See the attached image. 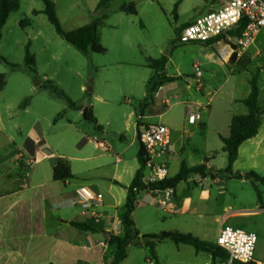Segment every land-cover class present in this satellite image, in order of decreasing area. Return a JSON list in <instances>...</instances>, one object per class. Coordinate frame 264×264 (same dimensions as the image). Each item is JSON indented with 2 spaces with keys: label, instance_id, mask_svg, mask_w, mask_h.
<instances>
[{
  "label": "rangeland",
  "instance_id": "rangeland-1",
  "mask_svg": "<svg viewBox=\"0 0 264 264\" xmlns=\"http://www.w3.org/2000/svg\"><path fill=\"white\" fill-rule=\"evenodd\" d=\"M52 1L66 31L107 16L100 28L101 44L106 51L81 52L57 34L42 12L45 7L42 0H22L20 9L7 21L0 45V56L5 59L0 62V75L6 76V86L0 91V173L11 171L24 184L21 179L27 173L34 171L35 179L40 170L41 182L45 183L52 179L54 157L59 156L67 158L76 172L77 180L72 184L84 182L88 176L85 172L100 164L99 155H106L96 147L102 139L113 151H125L123 156L136 163L140 143L132 145L135 120L129 116L135 107L145 115H154L152 122L156 123L159 114L165 113L162 121L172 127L171 122L179 123L186 118V104L174 103L178 100L191 103L197 98L204 103L210 101V106L201 112L206 125L179 131L183 158L189 165H201L205 157H211V167L226 168L227 157L219 133L229 136L227 125L231 116L248 114L242 101L234 104L232 94L237 98L248 97L250 80L257 73L259 107H264V26L240 57L235 52L225 58L222 48L229 45L236 49L234 38L222 45L180 41V32L185 28L181 23L196 15L191 2L178 9V0H112L97 12L100 0ZM133 7L136 14L131 12ZM34 10L41 12L35 15ZM208 13L205 11L203 15ZM28 43L36 61V74L26 64ZM162 56L169 59L166 74L181 77L176 83H164L161 96L169 98L167 106L157 101L154 94L152 99L142 97L147 93V80L154 73L142 64ZM196 64L198 68L194 67ZM198 79L206 87L205 96L197 91ZM175 88L179 89L180 97ZM67 98L76 107H71ZM129 98L131 102H127ZM84 111L93 112L104 133L85 120ZM122 132L127 139H120ZM38 136L44 138L43 144L37 145ZM254 138V150L245 144L233 169L264 176V120ZM86 157L91 159L85 160ZM170 168V173L177 170L175 161ZM190 178L178 188L177 205L181 211L177 213L163 211L154 196H138L133 220L140 235L127 247L122 264H212L207 253H197L192 245L178 244L171 238L157 240L152 253L141 237L164 232L191 233L214 243L220 227L218 217L228 225L254 232L258 237L256 260L264 261V186L259 185L261 203L248 179L200 175ZM32 182L21 196L27 201L36 197ZM51 194L62 196L66 204L56 209L37 208L35 215L44 221L45 238L29 220L18 217L17 208L5 212L9 200H0V264H58L53 238L80 241L81 232L62 223L81 211L74 203L73 187H54ZM235 212L244 213L228 215ZM115 249L116 245L110 246L104 253V264H112Z\"/></svg>",
  "mask_w": 264,
  "mask_h": 264
},
{
  "label": "crops",
  "instance_id": "crops-1",
  "mask_svg": "<svg viewBox=\"0 0 264 264\" xmlns=\"http://www.w3.org/2000/svg\"><path fill=\"white\" fill-rule=\"evenodd\" d=\"M186 2L192 3V8L195 11L196 15L189 18L188 20H185L183 23H181V25H188L189 23L197 19L199 17V16L197 17V14L201 16L204 14L205 11H207L208 13V12H211V11H214L220 8L224 4L225 0H178V9L182 5H184ZM34 11H37L38 13L41 12L38 10H34ZM178 18L179 16H177V20ZM224 41L225 39H221L216 43L222 45L224 44L223 43ZM142 65L145 68L151 69L149 67V62H144V64ZM194 67L198 68V64L194 65ZM154 73L152 74L151 77H153ZM164 75L166 77H172V76L167 75L166 71H164ZM200 75L201 73H199V77ZM149 80H147V84ZM173 82L176 83L177 81H173ZM197 83H198L197 91L202 96H205L206 87L201 83L200 79L197 80ZM220 87H222V85ZM164 88H165L164 84L161 86H158L156 91L154 92V95L157 101H159L162 105L167 106L170 101L169 98H167L166 96H161V92L164 90ZM232 89H234V87H232ZM178 91H179L178 88L174 89V92L177 93V95L179 96L180 93ZM232 95H233V101L235 105L242 103L241 101L247 98V97L237 98L236 95L234 94ZM142 97H147V93L143 94ZM127 102H131V99L129 98ZM182 102L186 104V107H185L186 118H184V120L180 121L179 123L171 122V125L173 128L170 127L168 124H165L162 121L165 113H160L158 116L159 117L158 122H161L167 125L168 127L171 128V131H172L171 148H170L169 153L163 157H159L155 159V161L158 163L167 164L168 171H169V175L167 178L174 177L175 175H177L180 171L182 163H186L188 167L196 166V165L187 164L186 160L183 158L182 152L184 148L182 145V140L179 138V134H180L179 131L181 129L186 130L185 129L186 127H190L194 125L205 126L206 120L204 119L201 112L203 110H206L207 106H210V101H208L207 103H204V101H202L199 98L195 99L191 103H186V101L178 100L174 104L182 103ZM195 112H199L201 114V120L198 123L189 124L187 117L189 114H192ZM129 116H131L135 120L134 123L132 124L133 133L131 135L132 145H134L138 141L137 134L139 131L138 130L139 124L141 125V124H149V123H156V122H152L154 119V115L152 114L145 115L141 109H139L138 111L136 107H135V110L129 114ZM234 116L235 115L231 116L229 124L227 125L228 126L227 129L229 130V133H230L231 120ZM96 119L99 125V127H96V129L104 133L105 130L103 129L102 124L100 123V120L97 117ZM222 136L227 137V134L219 133L220 140ZM120 139L121 140L127 139V137L124 135L123 132L120 134ZM254 139L255 138L246 141L240 147L239 157L242 154V151L244 150L245 144H249L248 148L251 151L254 150V146H253ZM44 142H45L44 138L42 136H38L37 145L43 144ZM96 147L104 150L106 152V155H103V154L99 155L98 157L100 161V164L98 165L99 167L96 166L94 168H90L85 172V173H88V176L86 177L84 182H78V183L72 184L73 180H77L76 172L73 170L72 164L67 158L59 157V156L54 157V162L56 158L67 159L71 165L72 172L75 175V178H73L67 184H64L60 181L53 180L54 163L52 164V179H51L52 181L48 179L47 182L45 183L41 182L42 174L40 170H38L35 173V179L33 178L34 171L32 173H27L26 176L23 179H21L22 182H25L24 184L20 183V176L13 175V172L11 171L0 173V200L10 201V202L8 201V203L6 204L4 211L5 212L14 211L17 208L16 214H18V217L22 218L23 220H27V221L29 220L30 223L34 224L43 234L44 238L46 237L44 221L39 220L40 218L39 217L37 218V216L35 215L38 213L37 208L41 207L42 209H44L45 207L46 208L48 207L50 209H56L57 207H60V206L64 207V205L66 204V199H62V196H55L54 194H51L52 188L56 187V188L61 189L62 186H64L65 188L73 187L75 204H76V189L80 186H87L94 192L101 193L103 195V206L96 208V210L98 213L101 214V217L99 218L98 221H100L103 224V229L105 233L104 232L103 233L85 232V231H82V230H79L73 227L70 224L72 221L85 222L93 218L90 213H86L82 210L78 214H75L72 218H69L66 221H63L62 223L65 224L66 226L75 228V230L80 231L81 235L78 236L80 237L78 238L80 239V241H75V240H71L68 238H53L52 241L54 242V248L56 249V254L58 256V261H59L57 262L58 264H104V253L111 246L109 245L107 241V239L109 238L108 234L110 233V234H113L119 237H124L126 234V229L121 223L120 216L124 211V207H125V203H126L127 195H128V187L132 183L136 172L140 168V163H139V158H138V154L140 150L138 151V154H137L136 163H131L130 160L126 159L123 156L125 151H122V152L113 151L111 147L109 146V144L106 143L105 139L98 140L96 143ZM141 147L142 145L140 144V148ZM110 151H112V153H108ZM36 152L38 153L37 147H36ZM43 157H46V156H43ZM206 158H210L211 160V157H205V159ZM84 159L90 160L91 157H86ZM93 159L95 158L93 157ZM21 160H19L18 163L20 162V164L22 165ZM210 160L209 162H207L208 167H211L209 165ZM174 161H175V166L177 167V170L170 173L171 171L170 166H171V163H173ZM104 167L108 169L103 171L101 168H104ZM149 173L150 171L148 169H145L144 175H149ZM26 178H29V179H26ZM30 180L34 181L32 183H33V188L35 190L36 197L32 201L30 200L27 201L26 199L21 198V196H22V193L26 189L30 188V185H31ZM190 180L191 178H189L187 181H184V182L188 183ZM7 183H10L11 186L6 187L5 185ZM180 184L174 190L175 191L174 192V202L177 208L179 209V211H181V208L178 207L177 205V204H180V200L177 196V192H178V188ZM141 194H147V195L153 196V194H151L150 192H144ZM133 213H132V219H133ZM241 213H244V212H235V213H230L228 215H237ZM223 221L225 223L224 219ZM98 236H102V239H99ZM215 243L216 242H214V244ZM197 253H207V252H197ZM207 254L210 256V260L212 262L211 254L209 253ZM123 261L120 264H122ZM50 264H55V263L51 262Z\"/></svg>",
  "mask_w": 264,
  "mask_h": 264
},
{
  "label": "trees",
  "instance_id": "trees-1",
  "mask_svg": "<svg viewBox=\"0 0 264 264\" xmlns=\"http://www.w3.org/2000/svg\"><path fill=\"white\" fill-rule=\"evenodd\" d=\"M42 1L45 6L42 12L48 17V20L54 26L57 34L60 35L64 40L75 46L78 50L83 53H104L106 51L101 44L100 28L102 27L104 21L107 19V16L95 20L76 30L66 31L63 28L57 15L55 3L52 0ZM111 1L112 0H100L97 5L96 11L98 12L102 8L107 7ZM21 3L22 0H0V45L3 39V30L7 24V21L12 13L20 9ZM131 12L134 14L137 13L134 7L132 8ZM37 13V11H33V14L36 15ZM244 29L245 24L241 23L238 27L232 29L227 34L230 36V38L237 39L241 36ZM221 39L227 40L228 38L226 34H222L219 37L212 39L211 41L202 43L210 45L211 43L218 42ZM25 60L31 72L36 74V61L34 56L30 52V43H28L25 48ZM168 60L169 59L167 56H162L159 59L149 61V67L153 69L155 73L153 77H151V79L148 81L146 99L153 98V94L158 86L163 85L165 82L177 81L181 78L180 76L166 77L164 75ZM1 61H5V59L0 56V62ZM250 84L251 92L249 96L242 101L249 111L248 114L235 115L231 120L229 136L221 137V141L223 143L222 151L226 154L227 157L226 168L214 169L208 167L207 162H209L210 158H206L204 164L196 165L193 167H188L186 163H182L179 173L174 177L165 178L154 183L145 184L143 182L144 171L146 169V160L144 158L145 150L143 147L140 148L138 154L140 168L136 172L132 183L128 187V195L124 211L120 216L121 223L126 229V234L124 237H119L109 233V238L107 239L109 245H116L117 247L114 252V260L112 264H120L123 260H125V258L127 257V247L131 244V242L139 238L140 234L136 229L134 220L132 219V213L136 208L137 199L141 193L155 190H164L166 188H172L175 190L181 182L187 181L191 176L200 175L203 177L211 176L213 179H248L257 193L258 200L263 203V196L261 190L259 189V185L264 186V176H260L255 171L240 173L234 171L233 169L235 162L239 158L240 147L246 141L251 140L257 136L264 120V107L262 109L259 107L260 87L258 73L253 75L252 79L250 80ZM5 86L6 76L4 74H1L0 91H2ZM60 94L64 95L63 92H60ZM67 100L71 107H76V105L71 99L67 98ZM25 105L26 104H24V106ZM83 115L85 120L95 124L96 127H99L97 119L92 111H84ZM60 116L61 115H59L58 117ZM73 178H75V175L72 172V168L69 161L65 158H56L53 166V180L67 184ZM70 224L73 227L85 232L105 233L103 229V224L94 218L89 219L85 222L72 221ZM141 238L146 242L148 246H150L152 253H154V245L157 240L171 238L178 244L192 245L195 248L196 252H207L211 254L213 264H217L218 260L225 259L227 257L226 252L220 247H218L216 244L201 240L200 238L195 237L191 233L182 234L164 232L160 235H143Z\"/></svg>",
  "mask_w": 264,
  "mask_h": 264
},
{
  "label": "built area",
  "instance_id": "built-area-1",
  "mask_svg": "<svg viewBox=\"0 0 264 264\" xmlns=\"http://www.w3.org/2000/svg\"><path fill=\"white\" fill-rule=\"evenodd\" d=\"M241 23L245 24V29L241 36L235 39L236 49L229 45H224L222 48L223 53L231 50L230 56L236 52L240 57L253 45L259 30L264 26V0H225L220 8L186 25L180 32L179 39L182 43H202L222 34L232 39L227 33ZM187 119L189 124L198 123L201 120V114L199 112L189 114ZM138 130V141L145 150L146 169L150 171L149 175H144L143 182L149 184L167 178L169 175L167 164L158 163L155 159L169 153L171 128L157 122L141 124ZM174 192L172 188L150 191L161 209L167 213L179 212L174 202ZM76 205L82 211L90 213L94 219L99 220L101 214L96 208L103 206V195L87 186H80L76 189ZM218 221L220 227L215 244L226 252L227 257L218 260L217 264H264V261L256 260L258 237L254 232L225 224L220 217Z\"/></svg>",
  "mask_w": 264,
  "mask_h": 264
},
{
  "label": "bare ground",
  "instance_id": "bare-ground-1",
  "mask_svg": "<svg viewBox=\"0 0 264 264\" xmlns=\"http://www.w3.org/2000/svg\"><path fill=\"white\" fill-rule=\"evenodd\" d=\"M228 54H229V56L231 55V50H228V51L224 52V57L227 58Z\"/></svg>",
  "mask_w": 264,
  "mask_h": 264
},
{
  "label": "water",
  "instance_id": "water-1",
  "mask_svg": "<svg viewBox=\"0 0 264 264\" xmlns=\"http://www.w3.org/2000/svg\"><path fill=\"white\" fill-rule=\"evenodd\" d=\"M108 236H109V234H108Z\"/></svg>",
  "mask_w": 264,
  "mask_h": 264
}]
</instances>
